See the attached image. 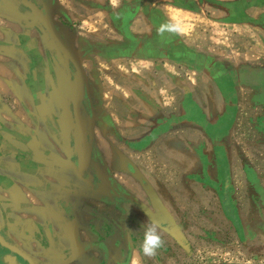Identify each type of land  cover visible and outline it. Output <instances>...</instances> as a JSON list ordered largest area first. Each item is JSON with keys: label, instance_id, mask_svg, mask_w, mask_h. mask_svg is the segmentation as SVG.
Listing matches in <instances>:
<instances>
[{"label": "crops", "instance_id": "1", "mask_svg": "<svg viewBox=\"0 0 264 264\" xmlns=\"http://www.w3.org/2000/svg\"><path fill=\"white\" fill-rule=\"evenodd\" d=\"M45 1L0 0V236L20 251L0 242V264H180L156 133L208 129L210 85L216 111L264 96V0H72L79 27L61 0L51 27L21 10ZM145 222L164 240L151 258Z\"/></svg>", "mask_w": 264, "mask_h": 264}, {"label": "rangeland", "instance_id": "2", "mask_svg": "<svg viewBox=\"0 0 264 264\" xmlns=\"http://www.w3.org/2000/svg\"><path fill=\"white\" fill-rule=\"evenodd\" d=\"M60 3L75 16L74 25H85L77 16L83 10L72 0ZM214 88L209 86L203 104L197 96L198 105L209 110L205 135L196 128L199 122L185 128L190 135L178 129L174 143L166 139L171 135L156 133L161 142L154 154L155 187L187 240L188 256L182 252L180 264H264V96L240 90L232 114L227 98L224 110L216 111L222 99ZM205 155L208 160L198 159Z\"/></svg>", "mask_w": 264, "mask_h": 264}, {"label": "clouds", "instance_id": "3", "mask_svg": "<svg viewBox=\"0 0 264 264\" xmlns=\"http://www.w3.org/2000/svg\"><path fill=\"white\" fill-rule=\"evenodd\" d=\"M160 32H181L182 29L178 22L162 24L158 29ZM164 245L162 233L155 222H145L143 226L142 240L139 242V252L143 257L151 258Z\"/></svg>", "mask_w": 264, "mask_h": 264}, {"label": "flooded vegetation", "instance_id": "4", "mask_svg": "<svg viewBox=\"0 0 264 264\" xmlns=\"http://www.w3.org/2000/svg\"><path fill=\"white\" fill-rule=\"evenodd\" d=\"M40 4H42L40 9L39 8H36V7H39L37 4H34L36 7L34 6L33 8H30L29 6H27L28 8H26V9H23L21 7V10L22 11L23 10H27V11H31L32 10L33 11L32 21H34V22H35V16L38 19H40L41 17H43V20L44 21H47V20L49 21V23H50L49 26L50 27H51V25L54 26V23H53V20H52V15H51V13L53 12L52 11L53 9L51 7L52 4H53V0H47V2L45 1V3L42 2ZM124 19H125V17H124Z\"/></svg>", "mask_w": 264, "mask_h": 264}, {"label": "water", "instance_id": "5", "mask_svg": "<svg viewBox=\"0 0 264 264\" xmlns=\"http://www.w3.org/2000/svg\"><path fill=\"white\" fill-rule=\"evenodd\" d=\"M148 191L150 192V195L153 198L152 200H154L156 206L159 207V208H161V210H162L163 209V206H162L160 200L158 199V197L156 196V194L153 191H151V189H149V188H148ZM0 242H2L8 248H10V249H12L14 251L20 252L19 249L16 246H14L13 244H10V243L6 242L1 236H0Z\"/></svg>", "mask_w": 264, "mask_h": 264}]
</instances>
